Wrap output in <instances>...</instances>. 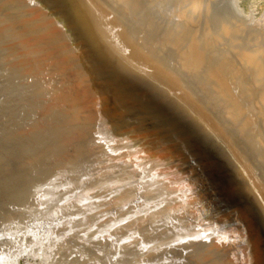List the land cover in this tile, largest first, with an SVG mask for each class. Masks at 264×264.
I'll use <instances>...</instances> for the list:
<instances>
[{"label":"bare ground","instance_id":"obj_1","mask_svg":"<svg viewBox=\"0 0 264 264\" xmlns=\"http://www.w3.org/2000/svg\"><path fill=\"white\" fill-rule=\"evenodd\" d=\"M98 1L0 0V264H264V14Z\"/></svg>","mask_w":264,"mask_h":264},{"label":"rangeland","instance_id":"obj_2","mask_svg":"<svg viewBox=\"0 0 264 264\" xmlns=\"http://www.w3.org/2000/svg\"><path fill=\"white\" fill-rule=\"evenodd\" d=\"M95 1H98V0H95ZM143 1H145V0H143ZM148 1V0H147ZM147 1H145V2H147ZM239 2H238V6H240L239 7V10H240V12L242 11V12H244V14L246 15V16H248V15H252V12H253V17H256V18H260L261 16H263L262 14H264V0H238ZM99 2V1H98ZM103 2V1H102ZM129 0H126V4H125V6L127 7V4H128V7H127V9L129 10H131V9H133V5H132V3L133 2H129ZM130 6H132V8L130 7ZM147 8H146V10H145V8L143 9L142 7L141 8H139L140 10L138 11V9H134V10H136V12L138 11V13H136L135 11V13L137 14V16H136V14H134V13H131L132 12V10L131 11H129L130 13H131V17L132 18H137L136 20L135 19H133L134 20V22L136 23H138V22H142L143 21V18L144 19H146V17L144 16V17H141L142 15H145L146 14V11H149V10H147L148 9V7L149 6H146ZM143 9V12L141 11ZM150 9V8H149ZM252 11H251V10ZM254 10V11H253ZM251 11V12H250ZM140 13L142 14V15H140ZM231 14V13H230ZM133 15H135V16H133ZM140 15V16H139ZM245 15H243V16H245ZM255 15V16H254ZM170 17V16H169ZM172 17V16H171ZM240 17H242V16H240ZM139 18H140V20H139ZM142 18V19H141ZM171 19H173V17L171 18ZM243 19V18H242ZM244 19H246V18H244ZM139 20V21H138ZM237 19H235V21H236ZM210 21V23H214V22H212V20H209ZM237 21H239V20H237ZM236 21V22H237ZM245 21V20H244ZM144 22V21H143ZM237 23H239V22H237ZM141 24V23H140ZM230 26H232L233 27V23L231 24L230 23ZM194 27V26H193ZM231 27V28H232ZM234 28V27H233ZM164 30V29H163ZM243 30V29H242ZM246 30H247V28H246ZM165 31V30H164ZM245 31V30H244ZM246 32V31H245ZM163 33V32H162ZM244 33V32H243ZM160 35H161V33H160ZM159 35V36H160ZM232 35V34H231ZM236 36V35H235ZM235 36L233 35L232 37H234L235 38ZM232 37H228V38H226L227 40H229V38L231 39ZM202 38V37H201ZM172 44V43H171ZM219 46V45H218ZM219 48V47H218ZM221 50V49H220ZM205 62H208V60H205ZM250 78V77H249ZM251 80H249L248 78H246L245 79V81H244V83L246 84V82H250V81H252V78H250ZM237 79H235L234 80V82L236 81ZM247 80V81H246ZM238 81V80H237ZM241 83V82H240ZM250 83H252L253 84V81L252 82H250ZM235 89L236 90H238L239 92H237L236 94H238V96H240L239 98H242V96L244 97L242 100L245 102V104H244V106H245V108H249V109H251L250 111H249V114L251 113H253V112H251V111H257V112H259V114L257 113V112H255V113H257V114H253V115H255V117H254V119H253V115H251L250 114V117H251V119L254 121L255 119V121L254 122H256L257 123V126H256V130H257V132L258 133H262V128L260 129V126L258 125V123H259V121H260V118L258 119V117H260L259 115H260V113H262V111H263V109H264V107H263V105L262 104H260L259 105V108L258 107H256V106H258L257 104H258V102H260V101H258V97L257 96H255L256 94H255V92H254V94L255 95H252L253 93V91L254 90H252V92H251V90L248 88V87H239V88H236V86H235ZM249 90V92H247V94H246V90ZM243 90H245L244 92H245V94H244V92H243ZM236 92V91H235ZM248 93H250V95L248 94ZM243 94V95H242ZM246 95V96H245ZM247 96H249V97H251V98H247V99H251L252 100V98L254 99V100H256V101H258V102H255L254 100H252V101H250V103H252V104H250L249 103V105L252 107H250L249 105H247V103H246V101H247V99H246V101L244 100ZM253 96V97H252ZM257 98V99H256ZM237 99V98H236ZM244 102H242V103H244ZM253 103H255L254 105H253ZM247 105V106H246ZM262 105V107L263 108H260V106ZM253 106H254V109H253ZM211 107V106H210ZM210 109V108H209ZM253 109V110H252ZM260 109H262L261 110V112L260 111H258V110H260ZM212 112H211V114L217 119V120H221V121H223L224 123H226L225 121H227V123H228V121H229V119H228V114L226 115V114H224V112L222 111L223 109L220 107V106H212V108L210 109ZM262 114H264V112L262 113ZM259 120V121H258ZM40 122V121H39ZM255 123V124H256ZM259 124H261V123H259ZM45 126L42 124V123H39V125H36L34 128H29L28 130H26V135H28L27 137L28 138H26V140H24L23 141V143H28V144H26V145H31V146H35V148L36 147H43V146H45L46 144L45 143H47L46 141H48V140H46L45 138H49V135H46V134H44V130H45V128H44ZM259 130V131H258ZM41 133H43V134H41ZM44 135V136H43ZM46 135V136H45ZM44 137V138H43ZM30 141V142H29ZM39 149V148H38ZM9 153V152H8ZM25 187H23V185L21 186L22 187V191H23V193H24V191L26 192V189H27V194L29 195L30 193H28V192H31V191H28L30 188L28 187V186H26V185H24ZM21 187H16V188H18V189H20ZM12 189V191L10 192L9 190H8V194H9V196H11V197H9L8 196V194L6 195H3L2 196V198L3 199H5L4 200V202H7L8 200L10 201V203H15V202H17V201H20V200H22V199H26V197H28V195L25 193L24 195H23V193H19V191L17 192V190H16V188L15 189H13V186L11 187V186H9V188L8 189ZM25 188V189H24ZM3 190V189H2ZM14 190V191H13ZM21 191V192H22ZM10 192V193H9ZM14 192V193H13ZM13 193V195H10V194H12ZM16 193V194H15ZM18 193V194H17ZM4 194V193H3ZM15 194V195H14ZM20 195H21V197H20ZM31 195V194H30ZM29 195V198L30 197H32V196H30ZM5 196V197H4ZM12 196L15 198V199H13L12 198ZM19 198H18V197ZM24 196H26V197H24ZM9 197V198H8ZM18 199H20V200H17V198ZM22 198V199H21ZM29 198H27L28 199V201H30V200H32L33 199V197H32V199H30L29 200ZM15 201V202H12V201ZM3 201V200H2ZM25 201H27V200H25ZM30 202H32V201H30ZM7 203H9V202H7ZM188 236V235H187ZM189 237H191V236H189ZM219 252H224V253H226L227 251H219ZM0 253H1V250H0ZM24 259L25 258H23V257H21L20 259H19V264H24ZM21 260L23 261V263L21 262Z\"/></svg>","mask_w":264,"mask_h":264},{"label":"water","instance_id":"obj_3","mask_svg":"<svg viewBox=\"0 0 264 264\" xmlns=\"http://www.w3.org/2000/svg\"><path fill=\"white\" fill-rule=\"evenodd\" d=\"M225 194L228 195V194H229V190H227V191L225 192ZM21 262H22V260H21Z\"/></svg>","mask_w":264,"mask_h":264}]
</instances>
